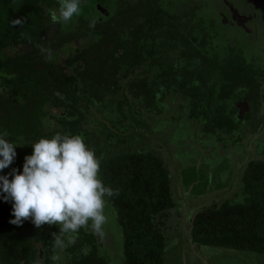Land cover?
I'll list each match as a JSON object with an SVG mask.
<instances>
[{
  "label": "trees",
  "instance_id": "trees-1",
  "mask_svg": "<svg viewBox=\"0 0 264 264\" xmlns=\"http://www.w3.org/2000/svg\"><path fill=\"white\" fill-rule=\"evenodd\" d=\"M104 1L97 0L99 5ZM59 2L0 0V53L5 54L0 61V134L6 131V139L18 145L17 168L41 137L81 135L103 157L104 184L119 190L106 204L120 229L121 264H163L162 230L175 204L166 167L153 151L135 146L105 155L104 130L96 123L88 126L86 115L108 106L114 117L102 120L110 128L122 133L131 121L143 129L141 114H163L166 98L179 96L186 125L198 128L209 147L238 145L264 122L261 57L251 53L256 64L247 61L241 43L224 34L218 49L215 20L197 16L199 5L173 8L165 0H114L113 11L100 20L79 15L54 23L50 13L58 12ZM69 42L74 48L52 59ZM242 101L247 108L239 114ZM45 113L53 120L48 129L40 119ZM261 141L255 143L256 154L264 152ZM240 182V200L211 204L190 217L192 242L264 252V158L246 160ZM3 195L0 264H35L39 252L40 264H55L52 241L59 226L37 228L30 219L11 224L13 202ZM84 247L90 249L87 255ZM63 256V264H108L91 229L82 228Z\"/></svg>",
  "mask_w": 264,
  "mask_h": 264
},
{
  "label": "rangeland",
  "instance_id": "rangeland-1",
  "mask_svg": "<svg viewBox=\"0 0 264 264\" xmlns=\"http://www.w3.org/2000/svg\"><path fill=\"white\" fill-rule=\"evenodd\" d=\"M113 1L105 0L99 5L97 0H81L80 15L88 21L100 20L113 11ZM129 1L133 2V0ZM196 1L198 0H165V3L168 7L185 8ZM208 1L209 4L206 7L197 11V16L203 20L208 17L215 18L217 30L223 27L225 20H230L233 13L237 16L238 10L230 0ZM221 40L216 41H219L218 49L224 44ZM242 42L247 61L256 64V61L250 59L249 56L251 51L259 52L261 57L259 64L264 66V26L260 27L254 40L249 39L247 42L244 40ZM74 45L73 42H69L55 52L52 59H59L64 52L74 48ZM4 55V52L0 53V61ZM261 96L260 112L264 117V83L261 85ZM168 98H166L168 108L165 113L148 116L141 114L140 118L145 120V127L143 129L134 128L129 121L130 123L126 125L131 128L127 127L124 133L110 128L103 121V118L114 117V110L111 107L92 108L86 115L88 126H98V129L104 130L103 137L107 139L105 155L135 146V148L153 151L166 167L169 174V188L175 204L162 230L163 264H264V252L238 251L219 246L201 245L192 242L189 237V219L197 210L211 204L218 205L222 201L242 198L240 174L246 160L256 157L264 158V152L256 154L254 149L255 143L260 140L259 145L262 142L261 139L264 138V122L256 128L254 134L245 133L238 145H228L225 149L218 145L211 148L206 141L200 139L198 128L187 126L188 123L184 121L181 113V98L179 96ZM237 106L239 114L247 108L244 101L238 102ZM49 109L51 113H56L55 109ZM40 119L44 129L52 127L53 120L48 113L42 115ZM101 120L105 125L100 124ZM118 138L123 139L120 141ZM14 161L9 167L0 171V175H8L11 179L12 169L22 171L24 163H20V167L17 168ZM105 213L108 216V222L103 232L98 233L101 240L100 252L105 254L108 264H121L120 229L107 204ZM41 257L42 254L39 252L37 260L40 263L42 262Z\"/></svg>",
  "mask_w": 264,
  "mask_h": 264
},
{
  "label": "clouds",
  "instance_id": "clouds-1",
  "mask_svg": "<svg viewBox=\"0 0 264 264\" xmlns=\"http://www.w3.org/2000/svg\"><path fill=\"white\" fill-rule=\"evenodd\" d=\"M80 3L60 0L58 12L50 13L51 20L70 22L81 14ZM7 135L6 131L0 134V171L17 155L18 145L6 139ZM31 146L32 154L25 157L22 171L12 169L11 179L0 175V193L5 201L13 202L11 224L20 226L30 219L37 228L44 224L59 226V234L53 236L52 260L63 264V253L75 244L82 228L103 232L108 222L106 198L119 195V190L104 184L100 177L103 157H97L81 135L57 132ZM82 252L87 255L90 249L84 247Z\"/></svg>",
  "mask_w": 264,
  "mask_h": 264
},
{
  "label": "flooded vegetation",
  "instance_id": "flooded-vegetation-1",
  "mask_svg": "<svg viewBox=\"0 0 264 264\" xmlns=\"http://www.w3.org/2000/svg\"><path fill=\"white\" fill-rule=\"evenodd\" d=\"M230 1L233 4V6H235V8L238 10L236 12L237 16H235L233 13L231 15L232 18L230 16L229 21L225 20V24L222 25L223 27H221L218 30L219 35L216 37L215 42L218 39H222L221 35L224 34L223 36H226L228 38H235L236 40L239 41V44L241 43V45H244V43L242 42L243 40L245 42H247V40L249 39L254 40L257 37L258 30L260 29V27L264 26V0H230ZM208 4H209L208 0H198L188 6L199 5L200 6L199 10H200L202 7L204 8ZM197 11L196 13H198ZM262 31L263 30L261 29L260 32L262 33ZM251 53L257 54L260 57L259 52L251 51Z\"/></svg>",
  "mask_w": 264,
  "mask_h": 264
},
{
  "label": "water",
  "instance_id": "water-1",
  "mask_svg": "<svg viewBox=\"0 0 264 264\" xmlns=\"http://www.w3.org/2000/svg\"><path fill=\"white\" fill-rule=\"evenodd\" d=\"M95 234H96V236H97V239H98V244H99V250H100V242H101V240H100V238H99V235H98V233H96V232H94Z\"/></svg>",
  "mask_w": 264,
  "mask_h": 264
}]
</instances>
